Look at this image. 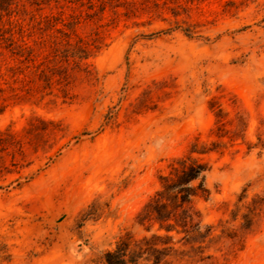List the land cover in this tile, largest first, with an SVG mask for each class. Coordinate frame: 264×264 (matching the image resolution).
<instances>
[{"label":"rangeland","instance_id":"1","mask_svg":"<svg viewBox=\"0 0 264 264\" xmlns=\"http://www.w3.org/2000/svg\"><path fill=\"white\" fill-rule=\"evenodd\" d=\"M187 157L212 231L159 264H264V0H0V264L165 236L138 216Z\"/></svg>","mask_w":264,"mask_h":264},{"label":"trees","instance_id":"2","mask_svg":"<svg viewBox=\"0 0 264 264\" xmlns=\"http://www.w3.org/2000/svg\"><path fill=\"white\" fill-rule=\"evenodd\" d=\"M207 165L191 157L174 160L169 166L168 175L161 177V189L144 207L149 211L144 218L138 216V224H157L159 231H165V236L153 235L139 242L132 243L130 237L121 239L115 249L105 252L103 264H138L144 254L152 253L154 264H159L158 257H166L168 235L172 232L184 234L185 238L206 240L212 227L204 226L199 212L193 208V200L210 196L206 186ZM156 240L157 244H152ZM162 248L158 249L157 246Z\"/></svg>","mask_w":264,"mask_h":264}]
</instances>
